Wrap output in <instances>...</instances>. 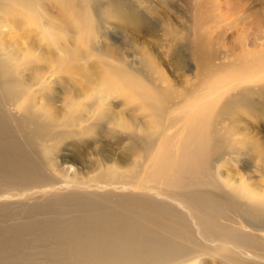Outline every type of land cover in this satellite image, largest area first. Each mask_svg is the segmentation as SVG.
<instances>
[{
  "label": "rangeland",
  "instance_id": "obj_1",
  "mask_svg": "<svg viewBox=\"0 0 264 264\" xmlns=\"http://www.w3.org/2000/svg\"><path fill=\"white\" fill-rule=\"evenodd\" d=\"M262 42L264 0H0V119L43 175L11 191L4 212L15 221L31 205L73 194L128 196L129 207L158 215L147 207L151 195L132 189L154 187L160 160L202 127L205 108L211 173L215 166L233 182L250 177L264 193V91L180 110L219 87L236 55L264 59Z\"/></svg>",
  "mask_w": 264,
  "mask_h": 264
},
{
  "label": "bare ground",
  "instance_id": "obj_2",
  "mask_svg": "<svg viewBox=\"0 0 264 264\" xmlns=\"http://www.w3.org/2000/svg\"><path fill=\"white\" fill-rule=\"evenodd\" d=\"M260 55L250 60H240L236 55L237 64L227 63L228 71L219 87L196 105L180 110L194 114L206 101L218 100L220 94L230 100L237 95L232 94L234 91L247 92L253 87L264 91V59ZM48 79L43 83H51ZM208 113L205 108L198 114L202 127L189 135L174 155L162 157V168L152 179L154 187L145 182L132 189L151 195L145 198L147 207L158 215L129 207L132 198L128 196H57L31 205L15 221L11 220L14 213L4 212L0 205V264H209L204 256L215 258L216 264H264V226L258 224L264 211V197L260 195L264 193L255 188L250 177L233 182L215 166L211 173ZM123 123L121 119L113 121L119 128ZM6 129L0 119V202L15 197L10 193L15 188L21 190L43 179ZM43 156L51 167L49 151ZM154 157L146 159V168L154 166L150 162ZM65 188L69 186H58L59 190ZM50 190L41 188L36 193ZM166 191L186 197L193 207L175 196L161 194ZM225 211L230 212L224 215ZM233 217L237 220L231 221Z\"/></svg>",
  "mask_w": 264,
  "mask_h": 264
}]
</instances>
